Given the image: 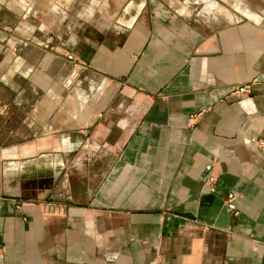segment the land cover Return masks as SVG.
<instances>
[{
	"label": "crops",
	"instance_id": "crops-1",
	"mask_svg": "<svg viewBox=\"0 0 264 264\" xmlns=\"http://www.w3.org/2000/svg\"><path fill=\"white\" fill-rule=\"evenodd\" d=\"M19 1L0 0V264H264V19Z\"/></svg>",
	"mask_w": 264,
	"mask_h": 264
},
{
	"label": "built area",
	"instance_id": "built-area-1",
	"mask_svg": "<svg viewBox=\"0 0 264 264\" xmlns=\"http://www.w3.org/2000/svg\"><path fill=\"white\" fill-rule=\"evenodd\" d=\"M252 84H243V85H237L233 86L229 89L228 95L233 96H248L252 92ZM196 117V116H195ZM194 117V118H195ZM255 141L253 140V143ZM256 144L264 149V141H256ZM204 178H203V184L204 186L210 191L213 192L215 190L216 183L218 181V176L215 173L212 165H207L204 168ZM238 195L235 192H230L227 194L226 199L224 201V205L226 209L233 213L234 215H237V208H236V201H237ZM44 208L46 209L47 215H53L58 213V208L55 206H50L48 204L44 205Z\"/></svg>",
	"mask_w": 264,
	"mask_h": 264
},
{
	"label": "rangeland",
	"instance_id": "rangeland-1",
	"mask_svg": "<svg viewBox=\"0 0 264 264\" xmlns=\"http://www.w3.org/2000/svg\"><path fill=\"white\" fill-rule=\"evenodd\" d=\"M19 2H21V0ZM114 2H115V0H109V9L114 10L116 8V4H115L116 2L115 3ZM99 3H102V0ZM226 5H229L232 8H234V6H235L236 9H239L241 6L242 12L238 18H240L241 21H243V22H246L247 18H250V13L245 12V11H250L251 8L254 12L255 11L257 12L258 19H260L259 21L264 19V0H226ZM227 8H228V6H227ZM41 207H42L43 213L46 214L47 212H46V209L44 208V206H41ZM237 212H238V210H237ZM231 214L233 216L238 215V213H237V215H234L233 213H231Z\"/></svg>",
	"mask_w": 264,
	"mask_h": 264
}]
</instances>
